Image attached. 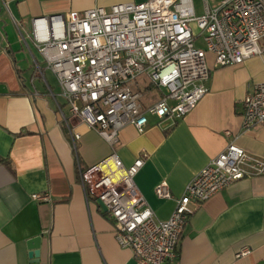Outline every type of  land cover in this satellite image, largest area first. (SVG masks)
<instances>
[{
    "label": "crops",
    "instance_id": "obj_1",
    "mask_svg": "<svg viewBox=\"0 0 264 264\" xmlns=\"http://www.w3.org/2000/svg\"><path fill=\"white\" fill-rule=\"evenodd\" d=\"M140 1L0 0V264H138L132 251L116 242L100 204L86 200L79 181L78 165L90 166L112 148L68 116L66 107V121L59 116L56 79L30 31L36 16ZM204 1L209 7L219 2L193 0L197 14ZM207 61L208 90L190 112L174 124H158L156 116L148 115L143 132L126 125L113 146L125 166L146 154L134 180L160 220L169 217L187 182L232 138L247 154L264 160V124L241 129L242 100L264 79V58L216 66L208 53ZM144 85L142 103L149 106L162 94L146 99L145 93L156 88ZM70 131L79 133L74 142ZM161 180L168 184L169 199L155 195ZM36 192L48 193L49 199H32ZM189 207L174 264H264V173L235 181ZM38 236L39 255L30 257L28 242ZM244 246L250 252L236 258Z\"/></svg>",
    "mask_w": 264,
    "mask_h": 264
},
{
    "label": "built area",
    "instance_id": "obj_2",
    "mask_svg": "<svg viewBox=\"0 0 264 264\" xmlns=\"http://www.w3.org/2000/svg\"><path fill=\"white\" fill-rule=\"evenodd\" d=\"M30 38L56 79L59 116L66 121V107L68 116L112 148L98 162L78 165L79 181L86 200L105 207L116 242L129 248L138 264H174L190 204L264 173V160L247 154L232 138L187 182L169 217L160 220L134 180L146 154L125 166L113 149L124 126L143 132L148 115L158 124H174L196 106L208 90V53L216 66L264 58V0H219L213 7L204 1L201 14L193 0L96 5L33 17ZM144 84L162 90L149 106L142 103ZM242 105L243 132L264 124V79L245 93ZM70 136L74 142L79 133L70 131ZM154 192L159 199L172 197L165 180ZM31 198L47 201L49 195L36 192ZM249 252L244 246L235 257Z\"/></svg>",
    "mask_w": 264,
    "mask_h": 264
},
{
    "label": "rangeland",
    "instance_id": "obj_3",
    "mask_svg": "<svg viewBox=\"0 0 264 264\" xmlns=\"http://www.w3.org/2000/svg\"><path fill=\"white\" fill-rule=\"evenodd\" d=\"M22 33H23V35H25V32L24 31ZM16 35L19 38H21V36L18 33V31L16 32ZM44 73H45V77L48 79L49 82H53L54 81L53 80V76H51L48 71H44ZM56 90H57V88H56ZM160 94H162V90L161 89H159V88L152 89L150 92L145 93V98L146 99H150V98H152L154 96H157V95H160Z\"/></svg>",
    "mask_w": 264,
    "mask_h": 264
},
{
    "label": "water",
    "instance_id": "obj_4",
    "mask_svg": "<svg viewBox=\"0 0 264 264\" xmlns=\"http://www.w3.org/2000/svg\"><path fill=\"white\" fill-rule=\"evenodd\" d=\"M100 206L102 207V209L105 211V207L100 204ZM40 237H36V238H33L31 241L28 242V247L30 249V252H29V256L32 257L34 256L35 258L38 257L39 255V245H38V241H39Z\"/></svg>",
    "mask_w": 264,
    "mask_h": 264
}]
</instances>
